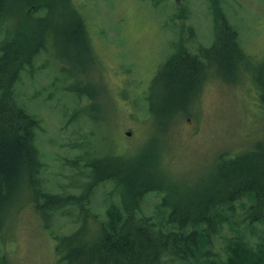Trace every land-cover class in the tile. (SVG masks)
<instances>
[{"label": "rangeland", "instance_id": "1", "mask_svg": "<svg viewBox=\"0 0 264 264\" xmlns=\"http://www.w3.org/2000/svg\"><path fill=\"white\" fill-rule=\"evenodd\" d=\"M63 1L37 12L27 6L15 18L8 10L0 14V42L15 26L31 30L40 16L48 22L46 48L14 85L19 102L40 120L34 141L42 167L37 185L27 184L23 198L6 197L0 203V264H86L81 258H62L59 252L64 255L69 247L63 236L79 228L78 244L82 235H100L107 212L124 211L121 187L109 180L95 183L88 166L94 157H120L129 170L169 184L172 192L181 193L188 185L195 192L212 177L219 153L264 141L256 77L264 68L256 64L264 60V0H219L243 49L258 59L252 57L251 72L239 83L226 78L220 66L218 79L185 86L182 95L197 96L193 106L177 112L172 109L183 103L170 102L176 97L159 75L175 47L201 58V47L211 45V0H66L84 21ZM52 22L60 29L78 25L81 37L55 35ZM41 192L72 197L56 207ZM163 194L147 193L137 213L161 219ZM236 203L231 215L223 210L231 223L224 222L213 235V249L221 254L226 238L238 235L236 226L245 217L241 204L249 201ZM255 224V232L243 225L244 239L264 238V224Z\"/></svg>", "mask_w": 264, "mask_h": 264}, {"label": "trees", "instance_id": "2", "mask_svg": "<svg viewBox=\"0 0 264 264\" xmlns=\"http://www.w3.org/2000/svg\"><path fill=\"white\" fill-rule=\"evenodd\" d=\"M51 1L0 0V14L8 10L7 15L15 18L27 6L35 11L56 7L55 0ZM63 2L70 7L71 13L84 21L76 5H70L66 0ZM210 6L215 22L214 39L208 48L201 47L198 54L202 57L175 47L160 72L159 77L176 97L170 102L183 103L172 112L194 105L197 95H182L185 86L201 84L205 78L218 79L223 71L226 78L239 83L254 65L251 59L255 56L243 49L238 29L222 10L220 1L211 0ZM37 20L31 30L21 26L16 29L15 26L9 37L0 42V203L6 197L15 199L18 195L23 198L28 191L27 184L30 187L37 185L42 167L34 141L40 120L19 102L14 86L24 67L31 65L33 57L46 48L43 41L48 22L45 16ZM77 27L66 24L60 29L52 22L49 29L61 37H81L80 28L76 33ZM206 61L209 67L214 65L218 71L210 73V68L204 65ZM256 64L264 67V60L260 58ZM256 77L260 91L258 97L264 108V68ZM78 92L86 91L79 88ZM119 158L108 157V154L94 157L88 166L96 184L109 180L121 187L124 201L120 205L124 206V211H108L107 218L101 223L100 235L98 232L91 238L82 235L78 244H74V240L82 232L79 228L63 236L62 243L66 240L69 246L64 248V255L59 252L63 259L72 262L77 257L86 264H264V238L251 242L243 237L247 227L250 232H255L256 222L264 224V141L258 139L253 146L236 153H219L210 171L212 177L195 192L194 185H188L181 193L172 192L169 184L170 188L144 177L142 171L129 170ZM156 190L164 193L159 204L162 218L138 214L144 196ZM41 196L46 202L55 203L56 207L69 203L72 197L42 192ZM244 198L249 203L240 204L245 210L243 221H247L248 226L243 221L236 226L238 235L226 238L221 254L213 249V235L224 222L231 223L230 216L223 210L235 211L236 202ZM49 209L44 212L49 213ZM227 213L231 215L232 211Z\"/></svg>", "mask_w": 264, "mask_h": 264}, {"label": "flooded vegetation", "instance_id": "3", "mask_svg": "<svg viewBox=\"0 0 264 264\" xmlns=\"http://www.w3.org/2000/svg\"><path fill=\"white\" fill-rule=\"evenodd\" d=\"M4 224V223H3ZM2 223H0V229H1V227H2V225H3Z\"/></svg>", "mask_w": 264, "mask_h": 264}, {"label": "water", "instance_id": "4", "mask_svg": "<svg viewBox=\"0 0 264 264\" xmlns=\"http://www.w3.org/2000/svg\"><path fill=\"white\" fill-rule=\"evenodd\" d=\"M129 133V132H128Z\"/></svg>", "mask_w": 264, "mask_h": 264}]
</instances>
